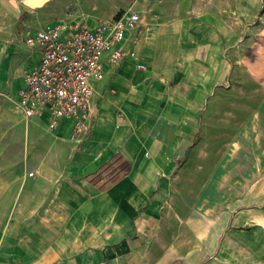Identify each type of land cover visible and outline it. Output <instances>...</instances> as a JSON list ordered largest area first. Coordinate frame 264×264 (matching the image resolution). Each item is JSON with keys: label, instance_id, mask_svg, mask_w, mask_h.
I'll return each instance as SVG.
<instances>
[{"label": "crops", "instance_id": "0c3cea01", "mask_svg": "<svg viewBox=\"0 0 264 264\" xmlns=\"http://www.w3.org/2000/svg\"><path fill=\"white\" fill-rule=\"evenodd\" d=\"M246 1L264 19V0ZM162 4L106 63L78 142L14 103L35 60L24 39L50 9L0 0V264H264V101L220 103L239 95L215 88L224 45L196 50L194 16ZM199 26L196 41L212 31Z\"/></svg>", "mask_w": 264, "mask_h": 264}, {"label": "built area", "instance_id": "2783aa9c", "mask_svg": "<svg viewBox=\"0 0 264 264\" xmlns=\"http://www.w3.org/2000/svg\"><path fill=\"white\" fill-rule=\"evenodd\" d=\"M163 2L134 0L116 17L102 19L94 27L88 16L69 15L27 35L24 42L35 60L24 69L16 110L26 122L47 117L51 132L66 121L76 141L89 138L96 83L105 78L106 63L118 66L125 59L128 34L141 28L144 15Z\"/></svg>", "mask_w": 264, "mask_h": 264}, {"label": "rangeland", "instance_id": "374dc122", "mask_svg": "<svg viewBox=\"0 0 264 264\" xmlns=\"http://www.w3.org/2000/svg\"><path fill=\"white\" fill-rule=\"evenodd\" d=\"M133 1L51 0L46 8H42L43 11L45 9L51 11L44 17V23L65 19L69 15H72V17L88 16L89 21L94 20L98 23L102 19L116 17L120 12L126 10ZM192 1V3L190 0L187 1V4H192V11L184 12L182 10V13L179 14L180 10L177 7L184 6L186 0H174L173 2L167 0L162 5L177 9L175 18L184 19V13L187 14V17L194 16L190 19L187 18V20L193 21L194 33L192 37L197 43L196 50L200 49L201 43L206 42L205 38H207V41H211L216 37L219 43L224 45V56L231 61L232 70L228 79L225 82L220 81L215 88L216 90L235 91V94L239 95L236 97L227 96L221 99L220 103L227 104L234 101L235 104L247 105L249 96L251 97L250 94L256 93V105L258 106L261 101H264V19L259 16L256 18L248 16V2L246 0L234 3L233 0ZM93 7H97V9H93ZM196 9L201 11L197 12ZM205 10L208 12L206 13L207 16L204 15ZM175 18L171 16L170 19ZM199 25L201 27L208 25L212 28V31H205L208 30V28H205L198 32L200 34H197L196 41V32ZM258 217H261L263 224L256 226L258 228H254V232L259 236H264V214L260 215L259 212Z\"/></svg>", "mask_w": 264, "mask_h": 264}, {"label": "water", "instance_id": "95a60500", "mask_svg": "<svg viewBox=\"0 0 264 264\" xmlns=\"http://www.w3.org/2000/svg\"><path fill=\"white\" fill-rule=\"evenodd\" d=\"M51 0H23V4L32 9H40L44 7L47 3H49Z\"/></svg>", "mask_w": 264, "mask_h": 264}]
</instances>
